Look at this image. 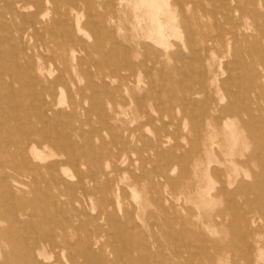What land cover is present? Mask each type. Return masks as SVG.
Returning <instances> with one entry per match:
<instances>
[{"label":"rangeland","instance_id":"obj_1","mask_svg":"<svg viewBox=\"0 0 264 264\" xmlns=\"http://www.w3.org/2000/svg\"><path fill=\"white\" fill-rule=\"evenodd\" d=\"M92 1L79 3L82 29L77 30V35L82 43L78 42L76 54L90 70L100 69L110 74L108 80L112 89L120 82L112 73L117 61L122 67L119 74L127 73L125 54L116 55L113 43L127 44L124 34L132 33L134 17L128 6L109 7L106 0ZM238 5L237 10L229 13L230 8ZM187 7L191 15L201 17L210 26L212 35L219 34L216 28H229L228 20L240 23L243 30L238 43L223 42L214 50L200 52L199 35L194 33L193 47L187 48L183 46L188 36L184 26L181 27L182 37L169 35L174 45L168 52L146 37L139 38L144 43L152 42L161 53L156 57L157 62L154 57L151 60L152 55L147 62V70L153 71L156 77L143 87L152 88L155 95L146 99L142 115L136 119L125 103L127 92L120 97L119 105H114L109 103V98L99 101L88 94L73 93L70 90L74 86H66V93L58 91L55 95L58 107L54 108L63 113L57 126L51 125V128L66 129L75 138L74 133L81 128L83 137L91 139L88 149L93 147L94 151L104 152L122 147L117 138H125V128L140 126L137 137L141 135L146 139L128 146L129 153L122 164L115 167L110 161L106 168L107 171L113 169L110 181L101 176L94 193L83 195L78 201L70 200L65 186H59L63 193L56 189L46 191V184L40 178L19 176L17 182H10L14 188L12 195L7 197L8 204H0V264H21L18 260L26 256L23 247L33 249L36 245L40 253L33 255L39 264H70L74 249L54 250L47 237L51 232L60 234L58 222H64V214L58 208L62 207L76 216L75 223L80 226L76 235L67 227L64 239L70 242L79 239L84 243L92 236L93 264H159L161 261L170 264H264V142L251 140L248 130L238 122L237 144L234 145L233 133L226 130L217 135L215 145L223 154L234 145L233 157L241 161L238 167L229 169L213 156L209 173L203 169L197 177L199 182L190 179L194 173V157L202 147L199 137L204 136L203 130H191V125L205 105L217 101L219 105L239 110L245 120L264 125V0H189ZM28 10L23 13L29 14ZM50 16L52 14L46 21ZM21 22L17 19L16 24ZM142 31L147 32V28ZM5 32H0V81L6 79V68L12 65L14 58L22 62L17 55L18 49L36 43V39L17 40L16 36H8ZM27 48L29 53L38 51V48ZM176 51L182 55L170 56ZM47 66L57 73L56 63L50 62ZM79 84L84 86L85 80L81 79ZM203 86L205 91L193 95L198 103L196 106L170 98H180L188 87L202 90ZM72 99L78 102L74 108L70 107ZM247 109L251 110V117ZM14 110L22 117L20 106H14ZM223 120L232 122L235 118L227 116ZM162 125L166 127L162 131L164 140L157 143L152 139L156 136L155 129ZM260 132L264 138V126ZM3 135L4 139L13 137L7 132ZM103 142L105 145L101 146ZM41 151L48 155L45 161L62 158L54 155L59 153L56 149L42 147ZM140 155L145 158L140 159ZM7 157V152L0 150V160ZM16 163L18 169L19 160ZM63 169L64 177L72 183L74 167L65 163ZM105 185L111 186V191H104ZM221 189H225V193H220ZM10 204H24L27 221L24 229L12 223ZM243 217L255 222L246 223ZM4 229L19 230L23 244L14 248L5 239ZM75 247V251L80 249ZM77 260L85 263L82 256Z\"/></svg>","mask_w":264,"mask_h":264},{"label":"bare ground","instance_id":"obj_2","mask_svg":"<svg viewBox=\"0 0 264 264\" xmlns=\"http://www.w3.org/2000/svg\"><path fill=\"white\" fill-rule=\"evenodd\" d=\"M80 1L0 0V32L7 31V34L5 32L6 35H14L17 40H24L25 38L36 39V43L28 45V48L24 45V47L18 49L17 55L22 59V62L14 58L12 65L6 68V79L0 81V150L8 154L7 159L0 160V204H8L7 197L12 195L14 188L10 182H17L19 176L32 178L33 180L40 178L46 184V191L56 189L63 193L59 186H65L70 200L73 202L78 201L81 196H88L94 193V190L101 183V176L110 181V172L113 169L110 171L106 170L110 166V161L115 163V167L122 164L128 156V146H132V142L146 139L143 136L141 137V135L137 137L140 126L135 129L125 128L124 130L127 134L125 138H117L122 142V147H117L114 151L104 152L94 151L93 147L88 149L87 145H92L91 139L83 137L81 128L74 133L76 138L69 134L66 129L63 131L60 128H51V125L57 126L63 113L61 110L58 111L56 107L54 108V106L58 107V103L55 100V95L58 91L64 92L66 86H70V88L74 86V89L70 90L73 93L75 92L79 95L88 94L99 99V101L109 98V103L114 105H119L120 97L127 92L128 97L125 99L127 100L125 103L131 107L130 113L136 119L142 115L141 111L146 99L154 98L155 95L152 88L151 90L143 87V84L147 83L149 85L156 77L153 71L147 70V62L150 55H152L151 60L154 57L155 59L153 60L157 62L156 57H159L161 53L151 44L152 42L162 45L168 52L170 47L174 45L169 41V35L173 34L182 37L181 27L184 26V28H187L188 36L184 39L183 46L192 48L194 33H197L201 45L200 52H207L214 50L217 45H221L223 42H234L237 44L239 34L243 30V26L240 23L228 20L229 28L220 30L216 28L219 34L212 35L209 29L210 26H207L201 17L190 14L187 7L189 0H106V5L109 7L115 5L130 7L134 17L132 33L130 35L129 33L124 34L127 44H122L118 41L113 43V52L116 55H120V52L125 54L126 66L124 68L127 73L125 75L119 74L121 65L117 61L118 65H114L112 73L119 78L120 82L119 85L111 89L108 80L110 74L100 69L90 70L88 65H85L76 54L79 50L78 42L82 43L77 35V30L82 29L80 25L82 16L79 6ZM82 1L93 2L92 0ZM208 1L212 2L213 0ZM239 5L235 9L230 8L229 13L237 10ZM26 9H29V14L23 13ZM49 14H52V16L49 17V21H46ZM17 19L22 20L21 24H16ZM144 28H147V32L142 31ZM141 37H146L152 42L144 43L138 40ZM26 48H38V51L29 53ZM44 51H50L52 54L47 55ZM181 55L182 53L176 51L170 56L178 58ZM50 62L57 64L56 74L47 66ZM81 79L85 80L84 86L79 84ZM16 84L18 88L15 87ZM203 87L202 90H194L188 87L183 90V95L180 98L177 96H171L170 98L196 106L198 103L194 101L193 95L205 91L206 87ZM258 89L260 91L263 90L260 86ZM160 99L163 103L161 97ZM25 100L27 103H25ZM17 105L23 110L22 117L14 110V106ZM77 105L78 102L76 100L72 99L70 101V107L74 108ZM164 108L166 110L171 109V107H169L170 109ZM246 113L249 117L252 116L251 110L247 109ZM227 116L234 117L235 120L224 122L223 119ZM194 118L191 130L204 131V136L199 137L202 147L194 157L192 164L194 173L190 179H194L196 182L200 181L197 180V177L201 170L205 169L207 174L211 170L213 156L217 162L226 165L229 169H236L241 163L239 159L233 157L235 154L234 145L237 144L235 132L238 122L242 128L248 130V137L251 140L264 142V138L260 134L264 125L252 120H245L239 110L235 111L231 107L219 105L217 101L205 105ZM23 119H26V122H23ZM108 128L112 127L108 126ZM164 128H166L165 125H162V127L155 129L156 136L152 140L157 143L164 140L162 136ZM226 130H230L233 133L234 145L227 153L223 154V150L221 148L217 150L215 145L217 144V135L225 133ZM4 132L13 137L4 139ZM104 145V142L101 143V146ZM42 147L56 149L59 153L54 155H61L62 158L45 161L48 155H46L47 153H42ZM144 158V156L140 155V159L143 160ZM250 159L246 162H249ZM16 160H19L18 169L15 166L17 164ZM65 163L72 165L75 169L72 183L64 177L63 167ZM84 165H87L88 168ZM229 169H226V172H228L230 177ZM103 190L111 191V186L105 185ZM220 193H225V189H221ZM9 206L12 209V223L17 225L19 229H24L27 225V221L24 218L26 214L24 204H10ZM58 209L64 214V222L61 220L58 222V226L61 229L60 234L51 232L47 235L50 245L54 250L74 249L71 253L70 264H80L77 260L78 256H82L85 259L84 264H93L94 238L89 236L84 243L79 239L75 242L64 239L67 227L71 228L72 233L76 235L80 231V226L75 223V215L68 212L64 207ZM243 220L246 223L255 222L254 219L246 217H243ZM3 233L7 242L14 248L23 244L19 236V230L10 231L9 229H4ZM76 245L80 249L75 251ZM23 249L26 250V256L18 260L21 264H39L33 255L36 252L40 253L39 245H36L33 249L26 247H23ZM15 252L16 250L14 249ZM159 264L170 263L161 261Z\"/></svg>","mask_w":264,"mask_h":264}]
</instances>
